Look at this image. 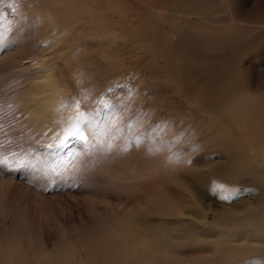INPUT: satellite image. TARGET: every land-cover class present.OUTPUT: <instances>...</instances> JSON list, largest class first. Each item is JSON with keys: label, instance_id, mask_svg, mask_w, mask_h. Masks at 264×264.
<instances>
[{"label": "rangeland", "instance_id": "374dc122", "mask_svg": "<svg viewBox=\"0 0 264 264\" xmlns=\"http://www.w3.org/2000/svg\"><path fill=\"white\" fill-rule=\"evenodd\" d=\"M0 126V264H264V0H2Z\"/></svg>", "mask_w": 264, "mask_h": 264}, {"label": "snow or ice", "instance_id": "6c2138e0", "mask_svg": "<svg viewBox=\"0 0 264 264\" xmlns=\"http://www.w3.org/2000/svg\"><path fill=\"white\" fill-rule=\"evenodd\" d=\"M2 2V0H0ZM111 91V89L109 90ZM109 108L112 107L111 104L108 105ZM94 116L99 115V110H93ZM80 119H83V114L81 113ZM69 123H71V118H69ZM85 127L91 136V141L88 140V136L84 135V133L80 130L79 122L75 123L72 127L64 131L63 139L60 138L59 134H56L52 137V140H58L59 143L55 146V150H53V143L47 144V149L51 150L50 154L53 156L59 155V151L68 147V140L70 137L77 138L80 141L86 142V147L91 148L97 152L103 153L112 148L115 140L119 138V134L121 132L120 129H116L114 132L109 133L108 131H101L98 127V122L96 119H90L85 121ZM2 127V126H0ZM127 129L131 133L133 131V125H126ZM151 131L140 133L135 136L134 142L139 144L143 139L151 138ZM19 164L20 167H24L23 162H10L8 157L0 154V170L4 169H12L15 168ZM29 166H31V162H29ZM53 173H55V169H52ZM223 199H227V197H222ZM253 264H258V262H253Z\"/></svg>", "mask_w": 264, "mask_h": 264}, {"label": "bare ground", "instance_id": "6f19581e", "mask_svg": "<svg viewBox=\"0 0 264 264\" xmlns=\"http://www.w3.org/2000/svg\"><path fill=\"white\" fill-rule=\"evenodd\" d=\"M195 1H197V0H195ZM34 92L35 93L33 94V96H31L28 99V104L30 105V107H32L34 109V113L47 115L48 118L63 117L64 116V111H65V110L63 111L64 108L61 109V108H59V106L57 108V106H54L55 103L52 102L54 95H53V88L51 87L50 83L43 84L41 87H38L36 89V91H34ZM60 106H61V104H60Z\"/></svg>", "mask_w": 264, "mask_h": 264}]
</instances>
